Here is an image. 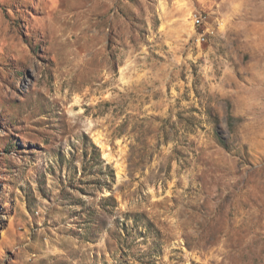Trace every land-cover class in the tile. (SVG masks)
Returning <instances> with one entry per match:
<instances>
[{
	"label": "rangeland",
	"instance_id": "1",
	"mask_svg": "<svg viewBox=\"0 0 264 264\" xmlns=\"http://www.w3.org/2000/svg\"><path fill=\"white\" fill-rule=\"evenodd\" d=\"M263 56L264 0H0V264H264Z\"/></svg>",
	"mask_w": 264,
	"mask_h": 264
},
{
	"label": "crops",
	"instance_id": "2",
	"mask_svg": "<svg viewBox=\"0 0 264 264\" xmlns=\"http://www.w3.org/2000/svg\"><path fill=\"white\" fill-rule=\"evenodd\" d=\"M252 38V37H251ZM258 43V42H257ZM259 45V44H258ZM259 48V47H258ZM250 51V56H254L255 57V53H256V51H257V57H258V55H262L261 53H260V50H257V47H255V42H253V47H251V50H249ZM257 64H258V68H257V72H258V75L259 76H263L264 75V56H263V58L261 57L260 59H259V61L257 62Z\"/></svg>",
	"mask_w": 264,
	"mask_h": 264
},
{
	"label": "built area",
	"instance_id": "3",
	"mask_svg": "<svg viewBox=\"0 0 264 264\" xmlns=\"http://www.w3.org/2000/svg\"><path fill=\"white\" fill-rule=\"evenodd\" d=\"M194 21H195V24L201 26L202 22H203V15L202 14H199V13H195L194 15Z\"/></svg>",
	"mask_w": 264,
	"mask_h": 264
}]
</instances>
